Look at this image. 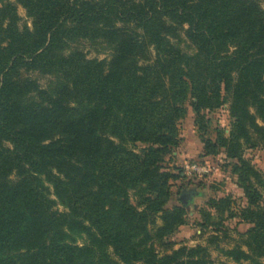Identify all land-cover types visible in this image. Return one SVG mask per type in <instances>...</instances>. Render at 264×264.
Instances as JSON below:
<instances>
[{
  "label": "trees",
  "instance_id": "trees-1",
  "mask_svg": "<svg viewBox=\"0 0 264 264\" xmlns=\"http://www.w3.org/2000/svg\"><path fill=\"white\" fill-rule=\"evenodd\" d=\"M16 1L32 29L19 30L15 6L4 0L0 264H210L200 245L165 254L152 245L186 222L180 196L170 205L184 169L165 160L181 143L188 105L199 124L230 103L229 135L205 139L204 154L225 148L246 198L234 215L263 226L259 170L243 142L264 144V0ZM182 35L195 54L173 41ZM83 39L110 43L111 56L88 58L77 46ZM209 202L217 212L226 200ZM202 220L220 224L206 211ZM252 237L248 252L226 254L264 255Z\"/></svg>",
  "mask_w": 264,
  "mask_h": 264
},
{
  "label": "rangeland",
  "instance_id": "rangeland-1",
  "mask_svg": "<svg viewBox=\"0 0 264 264\" xmlns=\"http://www.w3.org/2000/svg\"><path fill=\"white\" fill-rule=\"evenodd\" d=\"M9 1L15 6V12L19 17V30L32 29V18L27 9L16 0ZM3 3L4 0H0V6ZM173 41L185 53L195 54L194 45L185 35H182L179 40ZM77 46L86 53L88 58H109L112 53V45L102 39H83L77 43ZM29 75L38 79L40 85L43 86L47 85L51 78L39 72H31ZM229 104L227 102L221 108L204 112L199 124L196 123L194 111L188 105L187 115L180 126L181 143L172 154L166 157L165 165L174 169L183 167L188 161H199L208 165L210 172L206 175L189 176L185 174V177L172 182L173 197L170 205L177 202L181 191L185 188L195 187L203 194L196 196L187 207L185 224L166 239L152 242L153 248L160 254L171 253L182 246L195 248L200 245L207 249L210 264H264V255L254 256L255 260L244 258L236 260L226 254V251L234 249L248 252L249 248L245 241L250 232H253L252 238L259 242L264 249V224L261 228H256L254 224L241 222L240 217L234 215L246 204V198L243 188L238 183V174L232 169V161L226 158L225 148H221L216 155L204 154L205 139H215L218 131L221 130L225 135L230 133L232 119L229 113ZM252 112H254L253 109ZM251 137V143L258 141L256 135L253 134ZM243 143L244 156L250 159L251 164L259 170V183L255 180V185L264 197V144L251 147L249 143ZM141 146L143 144H137L136 149ZM47 186L50 189L51 197L56 199L52 185L47 184ZM131 193V200L135 202L134 191ZM212 198L226 200L225 203H221L217 212L210 205L209 201ZM58 208L63 210L64 205L58 202ZM202 211L210 212L214 221L220 224H206L202 220ZM83 241V238L77 236L78 243L81 244Z\"/></svg>",
  "mask_w": 264,
  "mask_h": 264
},
{
  "label": "built area",
  "instance_id": "built-area-1",
  "mask_svg": "<svg viewBox=\"0 0 264 264\" xmlns=\"http://www.w3.org/2000/svg\"><path fill=\"white\" fill-rule=\"evenodd\" d=\"M184 173L191 176V175H206L210 172V168L208 165L199 162V161H188L183 166Z\"/></svg>",
  "mask_w": 264,
  "mask_h": 264
},
{
  "label": "water",
  "instance_id": "water-1",
  "mask_svg": "<svg viewBox=\"0 0 264 264\" xmlns=\"http://www.w3.org/2000/svg\"><path fill=\"white\" fill-rule=\"evenodd\" d=\"M202 194H203L202 192L198 191L195 188H192V189L183 191L180 195V199L188 207L190 203L193 202L196 196H200Z\"/></svg>",
  "mask_w": 264,
  "mask_h": 264
}]
</instances>
